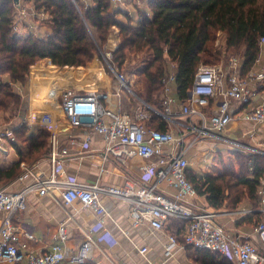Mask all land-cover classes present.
Listing matches in <instances>:
<instances>
[{
    "label": "built area",
    "instance_id": "obj_1",
    "mask_svg": "<svg viewBox=\"0 0 264 264\" xmlns=\"http://www.w3.org/2000/svg\"><path fill=\"white\" fill-rule=\"evenodd\" d=\"M112 3L113 7L120 8L126 0H112ZM19 6L21 7V1ZM28 16L36 18L34 12L21 8L19 23L15 28L17 34L21 33L18 30L19 24L23 25ZM261 45H264V39ZM48 66L53 67L50 60ZM114 75L121 88L129 89L131 80L117 70ZM174 82V74L165 81L163 111L158 115L166 123L174 125L177 117L190 120L189 124H176L179 131L161 132L148 128L146 122L150 119V111L155 112L148 105L130 115L122 112L116 103L110 105L108 94L98 91L85 94L71 90H61L55 109L65 115L73 132L78 135L88 132V137L83 142L74 138L78 136H73L68 147L62 146L56 132L59 127L51 113L29 115L16 125H0L2 160L15 151L16 127L42 126L51 133L47 154L51 166L50 174L44 177L35 176L29 166L22 165V174L17 180L24 182L32 178L31 184L19 192H10L6 187L0 186L1 260L10 264L23 261L27 264H86L92 261L98 248L97 241L91 237L93 232L105 231L99 242L104 241L110 246L118 243L106 231L103 222L104 218H109L105 200L116 199L128 205L133 227L147 225L154 233L166 235L167 257H171L174 249L179 247L176 234L168 233V226L170 223L180 222L186 228L184 245L218 254L233 264H264V250L250 240L232 235L221 221L222 212L197 207L195 202L199 197L188 178L190 162L187 158V154L196 145L206 144L210 140L215 143L226 141L223 133L233 121L264 127V98L255 108L240 110L251 105L264 90V71H252L242 76L241 64L236 59L231 60L225 68L201 65L188 98L180 105H177V99L173 97ZM59 97H63L60 105ZM92 135L101 137L104 143L103 161H115L127 168L136 158L148 163L140 165V173L128 177L120 187L103 185L98 181L83 183L76 177L65 174V164L72 157L71 148H78L79 154L85 153ZM165 187L172 189L174 193H170ZM30 195L40 198L57 196L56 200H61L66 206L78 203L95 214L98 223L90 229L77 254L69 256L67 253L69 234L65 225L60 226L55 243L49 250L35 251L30 248L35 237L29 233L21 235L17 225L18 215L26 210ZM259 195L264 204L263 188ZM254 213H261L264 220V208L243 210L234 214L243 216ZM254 233L264 247V221L255 227ZM149 252L148 246L139 249V254L144 259H147Z\"/></svg>",
    "mask_w": 264,
    "mask_h": 264
},
{
    "label": "trees",
    "instance_id": "obj_2",
    "mask_svg": "<svg viewBox=\"0 0 264 264\" xmlns=\"http://www.w3.org/2000/svg\"><path fill=\"white\" fill-rule=\"evenodd\" d=\"M26 5L33 8V22L46 30V36L35 34L32 22L29 25L26 21L29 19L22 25L29 33L19 36L15 32L20 9ZM147 6L150 13L135 4L140 16L134 20L123 9H113L112 0H93V5H86L84 0H22L21 7L13 0H0V112L19 110L23 97L11 84L23 88L38 62L50 60L58 68H83L102 50L113 27H118L122 39L112 54L117 72L123 68L127 53H153V61L143 72L146 93L142 99L159 112L163 111L165 81L172 74L177 100L182 103L201 65L216 66L238 55L242 76L255 71L264 47V0H147ZM118 15L125 16L129 23L118 21ZM219 34L225 35V49L216 46ZM96 68L103 76L98 62ZM80 70L65 71L69 78L66 83L84 84L86 79L80 77ZM3 75L9 76L8 83L1 80ZM146 125L168 131L166 122L155 112L150 111ZM14 133L19 160L9 165L0 162V182L17 180L22 165L32 166L49 152L51 133L44 127L21 126ZM241 168L242 175L230 165L219 176L203 177L189 169L188 178L208 209L234 212L249 201L257 210L264 158L250 157ZM261 221L262 216L254 213L246 223L250 226L254 222L256 226ZM174 223L171 231L185 225ZM187 247L197 255L198 264H233L218 254Z\"/></svg>",
    "mask_w": 264,
    "mask_h": 264
},
{
    "label": "crops",
    "instance_id": "obj_3",
    "mask_svg": "<svg viewBox=\"0 0 264 264\" xmlns=\"http://www.w3.org/2000/svg\"><path fill=\"white\" fill-rule=\"evenodd\" d=\"M34 25V27L38 28L35 23ZM149 53L151 59L149 62L151 63L154 59V55L152 52ZM131 82L132 84L129 89L121 88L119 83L118 85L113 87L108 82L107 87H104L103 89H83L78 93L81 92L86 94L94 93L97 91L99 92V90H105V88H109V86H111L112 90L110 92H107L108 90L106 89V94H108L111 102L110 105L116 103L120 110L124 112L123 98L131 95L137 98L138 101H140V103L142 104L139 108V111H141L145 109V105H147L142 98H139V96L144 95V92L146 91L145 85L144 83H141V89H136L134 83L135 81ZM22 92H20L19 94L23 95ZM29 94L30 99H28V109L30 114H28V116L51 113L54 115L55 119L57 117L56 122L59 128L56 130V132L58 140L62 146L68 147L69 142L73 136H78L74 138L78 139L77 141L81 142H83L88 137V132H83L79 135L78 133L73 132L68 124V121V126H64L61 119L58 118L61 115H58L56 113L58 109H53L52 106H48L42 111H37L33 114L32 93L30 92ZM173 97L177 99L176 89L174 86ZM263 98L264 90L261 91L259 96H257L253 100V103L251 105L240 108V110L245 111L255 108ZM177 105H180L178 100ZM149 109L153 110V108L151 107ZM235 112H237V109L235 110ZM175 122L177 125L182 126L185 124H189L190 120H187L183 117H177ZM176 124L174 125L171 123H166L167 130L179 131L180 129L176 126ZM0 125L7 126L9 124ZM251 135L253 137H251ZM223 136H227L228 139L235 141H240L242 138H247L255 143H259V146L261 148H264V127L254 126L247 122L233 121V123H231V125L223 133ZM213 144H215V141L210 140L207 145L199 144L196 145L192 150H190V152L187 154V158L190 162V169L193 166L195 170H198L193 164V160L195 159V157L197 158V156L201 155L202 160L199 162V164L202 165V161H206L205 156L207 154L216 153L211 150L210 146H213ZM204 146H207L208 148L204 150L201 149ZM79 152L80 151L78 148H71L72 157L66 162L64 171L65 174L74 176L83 183L98 181L103 185L120 187L125 184L128 177L137 176V174L140 173V165L148 163V161H143L136 158L131 161L130 166L127 168L125 166L119 165L115 161H103L102 157L104 152V143L101 137L96 135H92L91 141L86 146L85 153L79 154ZM5 159L11 160L10 162H7L8 165L16 163L19 160L16 150L12 151L9 157ZM5 159L0 160V162L4 163ZM25 166L28 167V165ZM28 168L35 176H48L51 171V166L47 159V155ZM102 169H104L103 172ZM205 175H200L199 177H203ZM216 175H221V172ZM31 183L32 178H29L24 182L15 180L11 183L10 186L6 188L10 192H19ZM165 189L170 193H174V191L172 189H169L168 187H165ZM55 197L56 198L47 196L40 198L37 195H30L28 197L26 210L18 215L17 225L20 228V234L22 235L25 233H29L35 237V240L30 243V248L32 250L47 251L50 249L53 243H55V239L58 235L60 226L65 225L69 234V240L66 244L67 253L69 256L75 255L79 252L80 247L85 242L86 235L89 233L90 229L96 227L98 220L92 211L84 209L80 204L74 203L73 205L66 206L61 203V200H56L57 196ZM104 203L109 215V218H104L103 220L105 225L104 227L106 231H108L118 243L115 246H110L104 241L99 242V238L105 231L93 232L91 234V237L95 239V241H97L98 248H96L94 252L93 260L87 262L86 264H146L147 262H151L153 264H198L196 262L197 255L194 253V251L183 244L184 234L186 230L185 225L180 227V229L177 231H171L169 229L171 228L170 225L174 222L170 223V225L168 226V233L171 231L170 233L176 234L179 247L174 249L173 255L171 257H167L165 253L166 245L168 244L166 235L154 233L152 229L147 225L141 227H133L130 220V209L125 203L116 199H106ZM195 204L199 209H207V204L202 197L198 198ZM252 208L254 207L251 206V203L249 201H245L241 205V207L234 212H222L221 221L226 225L227 229L232 233V235H235L234 232H239L241 237L254 242L257 246L264 250V247H262L259 243L257 235L255 233L253 234L254 229L257 225L255 226L254 222L250 226L248 225V222L246 223V220H248V218L252 214L243 216L234 214L243 210H253ZM261 208H264V204H262V202L259 204L257 210H260ZM258 214L262 216V221H264L263 215L261 213ZM144 246H148L150 250L147 259H144L139 254V249ZM0 264L10 263L0 259ZM18 264H27V262L23 261Z\"/></svg>",
    "mask_w": 264,
    "mask_h": 264
},
{
    "label": "rangeland",
    "instance_id": "obj_4",
    "mask_svg": "<svg viewBox=\"0 0 264 264\" xmlns=\"http://www.w3.org/2000/svg\"><path fill=\"white\" fill-rule=\"evenodd\" d=\"M22 2V0H21ZM84 3L86 5H93V0H84ZM135 4L141 10L146 11L150 13V10L147 6V0H126V3L121 6L120 8L123 9V11L128 12L129 16H131L134 20H137L138 17L140 16L139 13L137 12V9L135 10ZM26 9L30 12H33V8L30 5H26ZM115 9V7H113ZM112 9V10H113ZM29 17V16H28ZM45 18V17H44ZM29 20L26 21H31L33 23L32 28L34 29L33 31L35 34L38 35H47V32L45 29L40 28L39 24H36L38 28L34 27V18L29 17L27 18ZM41 19V18H40ZM116 19L122 23L128 24L129 20L123 16V15H118ZM19 23V22H17ZM30 23V22H29ZM29 26V25H28ZM18 30H21V33L18 34L19 36L24 35L25 33H29V31L24 28L22 25L19 24ZM26 29V30H25ZM44 35V36H46ZM122 43V39L120 36V30L118 27H113L108 35L107 41L98 53V55L95 56L92 62L88 63L85 67L83 68H73V67H65V68H58V67H50L48 66V61L43 60L44 62L40 61L38 62L33 68H31L28 80L26 82V85L22 88L19 85H15L16 87L14 90L17 93L22 92V99H23V104L20 106L18 111H11V112H0V124H19V122L24 119L25 117L30 114L29 109H28V99H30V92L32 93V113H36L37 111H42L44 108L48 106H52L53 109L57 107V98L59 93L62 91H73L78 93L79 91L83 89H91L93 86L95 89H100L107 87L108 82L111 86H116L118 85V81L116 77L114 76V73L116 72V68L114 67L113 62V52L116 51L119 46ZM217 47L221 49H225V35L224 34H219L218 35V40H217ZM224 51V50H223ZM231 59H236L240 63V56H232L230 60L221 62L220 64L216 65L218 67L225 68L230 62ZM150 53L149 51H145L143 53L139 54H132V53H127V59L126 62L121 70H119L120 74L125 75L129 80L135 81V88L136 89H141L140 84L144 83L145 88H146V83L144 81L143 73L144 68L147 67L150 64ZM96 62H98L103 71L104 74L103 76H99V73L96 68ZM33 69V70H32ZM73 69H81L80 71V77L82 79H86L84 81V84L81 86L79 84L76 85H71V83L67 84L66 81L67 75L65 71L73 70ZM264 71V47L261 51V55L259 57V63L256 65V69L254 72L260 73ZM1 80L5 83H8L9 81V76L8 75H3ZM137 81V82H136ZM30 84H31V91H30ZM109 86V88H105V90H99V93L106 94V89L108 90L107 92H110L112 90V87ZM13 87V88H14ZM19 89V91L17 90ZM136 91V90H134ZM146 91L144 92V95H140L139 98H142L145 96ZM27 94V96H26ZM128 95V94H127ZM163 99V98H162ZM63 97H59L58 99V104H62ZM142 104L140 101H138L137 98L128 95L126 98H123V111L127 114L134 115L137 113L140 109V106ZM160 106V105H159ZM155 112L160 113L157 110H154ZM58 115L60 114L61 116L58 117L61 119L62 123L64 126H68L67 120L64 117V115L61 113V111L56 112ZM57 119V117H56ZM35 127H42V126H35ZM33 127V128H35ZM227 137V136H226ZM208 143H206L207 145ZM251 145V146H250ZM211 149L216 152V153H209L205 156L206 161H202V165L199 164V162L202 160L201 155L195 157L193 160V164L196 169L192 166L191 168V173H194L197 176L200 175H215L221 172L223 173V170L226 166H234V169L237 174L242 175L243 173V168L241 166L243 163H247L248 158L250 157H262L264 158V148H261L259 146V143H255L251 141L250 139L247 138H242L240 141H235L228 139L226 141H222L219 143L213 144V146H210ZM255 147V148H252ZM207 146H204L201 149H207ZM257 148V149H256ZM260 149V150H258ZM211 154V155H210ZM0 160H2L0 158ZM10 159H5L4 164L8 165L7 162H10ZM248 166L251 167V163L248 164ZM14 182V181H13ZM12 182H0L1 187H8L11 185ZM264 189V180L262 187ZM211 210V209H209ZM214 211V210H211ZM176 223L171 224L170 226L173 227L175 226ZM170 229V228H169ZM168 229V230H169ZM235 236H240L239 232H234ZM254 234V232H253ZM247 240V239H244Z\"/></svg>",
    "mask_w": 264,
    "mask_h": 264
},
{
    "label": "water",
    "instance_id": "obj_5",
    "mask_svg": "<svg viewBox=\"0 0 264 264\" xmlns=\"http://www.w3.org/2000/svg\"><path fill=\"white\" fill-rule=\"evenodd\" d=\"M13 1H14V3H15L16 5H19L21 0H13Z\"/></svg>",
    "mask_w": 264,
    "mask_h": 264
},
{
    "label": "bare ground",
    "instance_id": "obj_6",
    "mask_svg": "<svg viewBox=\"0 0 264 264\" xmlns=\"http://www.w3.org/2000/svg\"><path fill=\"white\" fill-rule=\"evenodd\" d=\"M91 89L95 90V87L93 86Z\"/></svg>",
    "mask_w": 264,
    "mask_h": 264
}]
</instances>
